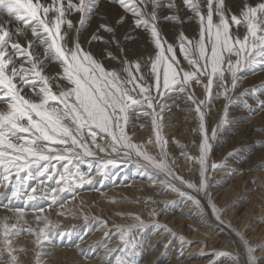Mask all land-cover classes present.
<instances>
[{
  "label": "snow or ice",
  "instance_id": "6c2138e0",
  "mask_svg": "<svg viewBox=\"0 0 264 264\" xmlns=\"http://www.w3.org/2000/svg\"><path fill=\"white\" fill-rule=\"evenodd\" d=\"M118 3L133 17L134 28L142 29L153 46L146 61H129L120 47L116 29L101 24L100 30L109 39L93 34L89 43L115 46L123 57L120 71L105 68L100 59L82 47L78 38L71 44L68 41V30L75 28L78 37L95 13L98 0H0V15L8 18L0 24V183L11 189L8 204L2 207L12 213L0 217V264H21L20 254H26L27 249L15 241L25 234L33 237V264H41L54 238L67 233L56 231L59 225L44 215L40 202L51 200L55 204L59 194L69 192L75 199V188L92 183L79 165L97 159L98 154L110 157L99 162L97 171L101 175L108 165L135 160L138 168L163 175L165 179L160 182L167 189L197 207L201 205L197 196L184 191L176 182L209 198V169L218 168L216 163L209 165L211 141L216 138L217 129L209 137L204 108L211 103L214 90L216 96L229 99L228 93L235 90L241 79L238 73L246 69L264 70V0L254 5L245 0L238 15L226 0H182L184 9L198 24V35L189 38L181 31L175 43L162 35L158 25L163 8L175 10L166 20L183 23L176 0ZM72 13H79L78 26L69 19ZM124 22L123 17L117 21L120 25ZM103 55L119 59L110 48ZM50 65H56L59 71L49 74ZM194 85L203 86V99L189 91ZM176 93L185 94L195 105L199 119L198 155L181 153L192 169L198 170V182L176 174L169 160L163 114L166 101ZM141 117L150 118L151 135L137 141L138 132L133 129ZM144 130L141 125L140 131ZM149 146L155 147V154L148 150ZM29 181L35 184L25 192ZM49 182L56 185L50 189L51 195ZM21 198L26 207H14L13 200ZM210 206L219 219L220 211L214 204ZM29 210L35 226L26 219ZM150 215L156 217L157 210L152 208ZM131 219L135 221L132 225L116 226L120 246L108 252L109 256L117 253L115 264H134L133 229L143 228L144 221L139 215ZM163 230L169 231L166 227ZM110 234L105 232L106 237ZM237 236L243 253L220 251L215 255L228 257L231 264H258L257 248L240 233ZM179 239L184 241L182 236ZM260 247L264 249V245ZM108 264H112V259Z\"/></svg>",
  "mask_w": 264,
  "mask_h": 264
},
{
  "label": "bare ground",
  "instance_id": "6f19581e",
  "mask_svg": "<svg viewBox=\"0 0 264 264\" xmlns=\"http://www.w3.org/2000/svg\"><path fill=\"white\" fill-rule=\"evenodd\" d=\"M100 9L101 3L98 2L95 13L90 18L96 20L101 13ZM162 10L165 13L170 12L167 9ZM179 11L183 21L193 20L191 13L184 7H181ZM7 20L6 15H0V24ZM171 25L172 22L167 26ZM11 27H15L14 22ZM239 31L243 35L244 29L241 28ZM55 68H57L56 65H50L47 71L51 74ZM261 74L264 76V71ZM246 80L234 91L237 98L232 101L225 97L220 98L215 95L214 90L215 98L204 108L206 129L207 123L210 124L208 127L210 130H207L210 133H208L209 137L213 129H217L216 136H220L218 143H214L215 147L217 146L216 149H221L220 154L236 150L239 152L237 160H231L232 163L227 155L226 159L218 162L210 159L211 164L218 165L214 171L209 169L210 179L207 191L210 199L176 182L184 191L197 196L201 202L200 207H197L190 200L167 189L160 182L165 179L163 175L151 169L144 171L138 168L135 160L128 164L108 165L103 169L104 174L101 175L97 171L100 167L99 162L110 157L98 154L97 159L79 165L80 171L91 178L92 183H85L75 188V199L69 192L59 194L55 204H52L51 200L40 202L45 209L44 215L59 225L56 231L67 233L63 237L57 235L54 238L53 246L46 248L41 264H108L109 259H112V264H115L114 256L117 253L109 256L108 252L120 246L116 226L132 225L135 221L131 217L135 215L141 217L144 227L133 229L136 243L131 259L134 264L163 262L168 257L167 255L163 258L165 255L163 252L170 246H173L169 249L173 260H170L169 264H195L190 261L201 258L202 254H211L212 260L220 258V263L231 264L228 257H217L215 254L220 251L243 253L237 233H240L251 246L257 248L255 256L258 264H264V249L260 247L264 245V108L261 107L264 103V77L249 83H246ZM201 89H203L202 85H194L189 91H194L195 95H198ZM246 92L248 94H244ZM177 101L179 107L183 108L176 117V121L165 126V123L171 120L167 118L165 120V117L170 115L167 113L172 111L170 105ZM187 101L186 95L181 93H176L173 99L166 101L167 108L163 114L164 136L167 141L169 139L167 150L173 171L185 180L198 182V170L192 169L191 163L181 155L182 152L198 155L201 139L199 119L194 111L195 105L186 104ZM215 105H218L220 110L210 113L209 109L213 110ZM221 120L224 121L223 124ZM135 123L136 127L133 131L138 132L137 141L146 140L151 135L150 118L141 117ZM141 125L146 130L140 131ZM169 132L170 135L167 138ZM148 150L154 154L157 151L153 146H149ZM233 171L235 176H233L232 184L223 189L218 184L213 187L214 182L211 180L213 174H216L214 178L217 183L220 182V178ZM34 184L35 181H29L28 187L31 188ZM55 186L54 182H49V195H51L50 189ZM214 189L216 190L213 191ZM251 189L253 193L247 195L245 204L241 205L236 200L237 197ZM28 190L30 189H25V192ZM157 192L162 195L158 196ZM10 196V187L0 183V217L12 216L11 212L2 207L8 204ZM109 201L121 202L110 203ZM210 203L220 211L219 219L213 213ZM49 205L52 206L49 207ZM13 206L25 208L24 198L13 200ZM177 207H180L178 212L175 210ZM152 208L157 210L156 217L150 215ZM160 210H162L161 213ZM61 212L67 215H58ZM26 219L35 226L34 215L30 210ZM156 224L163 227L158 230L155 227ZM164 227L169 231H164ZM106 231L111 233L107 237ZM181 236L184 238L183 242L179 239ZM32 239L33 237L25 234L15 241L17 245H23L27 249L26 254H20L21 264H33ZM175 251L177 253L173 256Z\"/></svg>",
  "mask_w": 264,
  "mask_h": 264
},
{
  "label": "rangeland",
  "instance_id": "374dc122",
  "mask_svg": "<svg viewBox=\"0 0 264 264\" xmlns=\"http://www.w3.org/2000/svg\"><path fill=\"white\" fill-rule=\"evenodd\" d=\"M98 2L101 3V9H100L101 13H100L99 17L96 18V20H94L93 18H90L87 21V23L85 24L83 31L80 32L78 37H77V32H76L75 28L72 30H68L69 44H71L73 40L78 38L82 47L84 49L92 52L96 56L97 59H100L102 61V63L104 64L105 68H107L109 70L120 71V69H121L120 60H122L123 57H121L119 51L115 48V46H110V45H107L105 43H100V42H96V41H93L91 44L89 43L93 34H98V35L104 37L105 40L109 39L108 34L105 33L103 30H100V25L105 24V25L112 26L116 29V36L120 41V47H122L125 50V54H126L127 59L129 61H135V60L140 59V58H143V61H146L148 54H150L153 51V46L150 43L148 35L142 29L134 28L133 17L130 14L124 12V10L120 7V5L118 3V0H98ZM176 2H177L179 9L181 7H183L182 0H176ZM244 2H245V0H226L227 6L231 9V11L233 13H235L237 15L239 14L240 8ZM248 2L254 5L255 3L258 2V0H248ZM163 9H167V8H163ZM160 12H159L160 20H159L158 26H159V29H160L162 35L169 42L175 43L176 42L175 38L178 35V33L181 31H183L184 34L186 36H188L189 38L197 37V35H198V24L194 18H193V20H189V19L184 20L183 23H178V24L172 23V25L170 27H168L167 25L171 24V22L166 20L165 17L169 16V15H173L175 10L170 11L168 13L167 12L165 13V11L163 12V10L161 9ZM179 15H180V11H179ZM121 17H123L125 20V22L122 25L117 23V21H119L121 19ZM79 18H80L79 13H72L69 16V19L72 20L73 25H77V26H78ZM134 32H135V35H134ZM126 37H127V39H126ZM108 48H110L119 59L111 60V59L107 58L106 56H104L103 53ZM185 66H187V65H185ZM249 70L250 69H246L243 72L238 73V75L241 77V79L238 81V86L236 88H239L240 86H242L241 84H243L245 82V79H247L246 83H249L252 80L259 79V77L260 78L264 77L261 74V73H263L264 70H261L259 68L256 70H253V71L250 70V72H249ZM58 71H59V68L57 67V68H55V70L51 74H55ZM229 82H230V77H229ZM236 88H235V90H236ZM235 90L230 91L228 93V97H229L228 100L229 101H232L235 98H237L234 95ZM203 94H204V89H201V91L198 92V95H196V97L198 99H203L204 98ZM241 95H243V94H241ZM221 97H223V96H220V98ZM214 98L215 97L213 95V99ZM213 99H212V101H213ZM178 103L179 102L177 101V102H174L170 105L171 106L170 108L172 109V111L167 113L170 115L169 116L167 115V117H165V120H166V118L168 120L169 119H171V120L167 121V123H165L166 124L165 126H168L172 122L176 121V117L178 116L179 112L183 108V107H179ZM185 103L189 104L191 102L187 101ZM209 110H210V113H213V112H215V110H220V108L218 105H215V108H213V110L212 109H209ZM197 122H196V124H197ZM209 125L210 124L207 123V130H210V128L208 129ZM195 127H197V126H195ZM208 133H209V131H208ZM263 134H264V131H263ZM169 135H170V132L167 134V138L169 137ZM192 135L194 136V134H192ZM192 135H191V137H193ZM219 137L220 136H218V137L216 136V139L211 141V143L213 145H212V150L209 154V163H210L209 165H211L210 159L211 160L213 159V160H215V162H218L219 160L226 159V157H225L226 155H227V158H229L228 160L230 162H231V160L236 161L238 158V154H239V152H237L238 150H236L234 152L228 151L227 152L228 154L227 153L220 154L221 149L217 150L216 149L217 146L215 147V144L218 143ZM168 141H169V139H168ZM228 141L229 140H227V142ZM232 155H233V157H232ZM220 157H221V159H219ZM233 173H234V171L228 172V174L225 177L220 178V182L218 181L217 183H216V179L214 178L216 176V174H213L212 175L213 178H211V180H213L212 182H214L213 187L218 184V186H221L220 188L223 189V188H226L229 184H232L231 182L234 178L233 176H235V174H233ZM28 189H30V188L28 187ZM215 190L216 189H214L213 191H215ZM157 193H158V196L162 195L160 192H157ZM251 193H253L252 189L250 191H244L241 195H239L237 197L236 200L241 205H244L246 202L245 199L248 197L247 195H250ZM184 202H182V204H184ZM179 209H180V207H177L175 209L176 212H178ZM161 211L162 210H160V213H161ZM189 214L192 215V212L189 211ZM203 226H205V225H203ZM172 247L173 246H170V248H172ZM97 249H98V247L96 248V250ZM169 249H166V251L163 252V254H165L163 258H166V256L168 255L166 260L163 262L158 261V262H156V264H169L168 262L170 260H173L171 251ZM175 253H177V252L175 251L173 256L175 255ZM212 257L213 256L211 254H202L201 258H198L196 260L194 259L190 262L195 263V264H199L202 262H205L206 264H222V263H220V258H216L215 260H212Z\"/></svg>",
  "mask_w": 264,
  "mask_h": 264
}]
</instances>
